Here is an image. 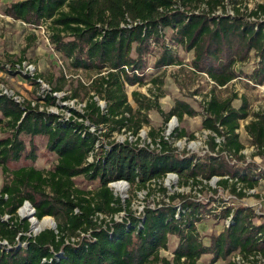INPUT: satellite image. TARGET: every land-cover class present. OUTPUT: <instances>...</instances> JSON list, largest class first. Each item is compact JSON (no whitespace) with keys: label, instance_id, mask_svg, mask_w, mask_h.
I'll return each mask as SVG.
<instances>
[{"label":"trees","instance_id":"trees-1","mask_svg":"<svg viewBox=\"0 0 264 264\" xmlns=\"http://www.w3.org/2000/svg\"><path fill=\"white\" fill-rule=\"evenodd\" d=\"M241 4L239 0H21L7 7L5 14L15 21L35 28L49 26L52 44L73 68L99 75L96 92L107 103V110L104 113L91 98L84 114L71 110V117L65 120L60 114L40 111L31 102L18 103L0 95V169L8 178L0 191V240L9 244L0 245V264H204L206 255L212 256L210 264L235 255L264 259V222H256L261 216L252 208L223 207L214 216L224 222L222 228L204 236L211 217L204 212L216 209L207 207L212 200L207 204L171 195L169 203L148 207L136 216L130 203L125 206L109 187L127 181L142 191L174 173L182 186L190 181L198 184L200 178L220 177L219 185L235 194L237 183L248 189L258 187L264 170L251 164L231 166L220 154L204 160L180 155L163 137L158 142L154 133V150L129 142L104 143L98 134L101 125L108 126L103 135L107 139L123 130L137 134L150 123L144 112L152 109L165 115V121L196 115L182 101L165 114L157 106L161 95L152 103L134 93L139 107L133 109L126 87L145 85L150 56L156 59L153 68L161 71L183 64L180 50L192 54L193 69L212 80L214 91L243 77L255 85L264 84V0L251 11ZM228 5L233 15L227 11ZM219 9L221 14H216ZM253 56L255 67L246 72L243 66ZM16 65L14 62L4 70L15 73ZM20 75L39 86L37 77ZM152 82L162 83L160 78ZM57 91L55 88L52 93ZM214 91L203 106L202 128L223 142L219 145L211 136L210 150L245 160L238 130L242 121L251 119L245 131L263 154L264 112L252 114L245 97L236 108L233 101L238 96L220 100ZM40 99L56 105L53 95ZM185 136V131L178 134L179 138ZM38 138L45 141L46 151L57 157L49 171L34 166L40 156ZM80 176L98 181V189L85 192L75 188L74 179ZM159 191L166 193L162 187ZM25 202L34 207L38 221L55 218L57 229L27 236L29 222L16 220ZM124 211L123 220L115 221L114 216ZM97 213L110 216L111 221L98 224ZM4 217L9 219L4 221ZM171 237L178 240L172 251ZM163 250L170 251L173 259L164 258Z\"/></svg>","mask_w":264,"mask_h":264},{"label":"rangeland","instance_id":"rangeland-1","mask_svg":"<svg viewBox=\"0 0 264 264\" xmlns=\"http://www.w3.org/2000/svg\"><path fill=\"white\" fill-rule=\"evenodd\" d=\"M21 0H0V84L4 88L11 92H14L23 103H33L35 107H39L40 111H47L54 114H60L63 119L68 120L72 113L71 110H75L84 114L86 112L87 104L91 98L97 102L101 110L106 113L107 103L101 99L96 92L95 83L99 79V75L96 72H87L84 70H77L72 67L71 62L64 58L54 47L51 42V29L49 26L33 27L25 25L23 22L15 21L11 17L5 14L7 7L13 3ZM242 7L253 10L257 4L263 0H239ZM228 12H233L231 5L227 6ZM222 10L216 11V14L221 13ZM180 57L183 59L181 66H173L165 68L161 71H156L153 66L155 63V57H148L150 71H146V83L145 85L127 86L126 92L128 100L133 109L136 111L139 107L136 99L133 97L134 93H139L141 96H146L154 103L156 95H161L157 106L165 114L169 113L177 101H182L189 104L196 115H185L183 120L174 116L168 121H165V115H163L158 109H152L144 112L150 121L149 124L142 126V129L137 134L133 131L123 130L121 133H115L110 139L104 138L103 135L108 132L107 125H101L98 129V134L101 135L102 142L115 141L117 143L129 142L137 144L139 147L150 146L151 150L155 149L153 144V138L151 133H154L157 137V141L160 137L165 138L180 155L194 156L196 159L204 160L207 156H220L224 157L227 162L233 166H246L248 164L257 166L259 171L264 170V153L260 154L258 149L255 148L250 141L248 134L244 129L239 130L240 139L245 145L243 154L245 160L239 161L236 158H230L228 153H221L216 150L212 152L209 147V141L211 136H215L216 143L222 144L223 139L212 134L210 131L202 128L203 122V106L211 96V93L215 89V84L205 74L196 72L192 65V54H187L180 50ZM257 59L254 57L251 61L244 65L243 68L246 72H250L251 65L254 64ZM14 62L18 65L32 64L36 71L35 75L41 79L43 83H39V86L32 85L28 82L20 72L7 73L4 69L10 68L14 65ZM16 65V66H17ZM255 67V65H254ZM17 69V67H16ZM241 69V68H239ZM160 78L162 83L156 85L152 82L153 79ZM58 88L60 91L52 93V90ZM2 90L0 89V92ZM215 95L220 100L233 98L238 96L233 101L234 107L241 105V97L248 99L250 104L251 113L264 112V93L248 79L244 77L232 82L228 87L217 88ZM53 95L56 98V105L50 106L40 99L44 95ZM64 98H68L65 100ZM145 104L148 103L144 98L139 97ZM139 118H143L144 115H138ZM251 119L248 120V123ZM89 125V123H87ZM247 123L241 122V126H246ZM91 131L96 132V127L91 126ZM181 131H185L187 136L179 138L178 134ZM2 134H5L4 132ZM37 143L40 145V156L34 166L39 170L49 171L56 165L57 157L55 154L49 153L45 149V141L38 138ZM21 166V165H20ZM8 178L6 174L0 169V191L3 185L7 182ZM75 188L85 191L94 192L98 189V181H91L84 176H80L74 179ZM207 181V183H205ZM217 178L205 180L200 178L198 184H192L182 186L180 184L179 177L175 175H169L166 179L158 182V184H152L149 189L142 191L137 190L131 185H128L123 191H117L112 188L114 196L119 199H123L124 205L127 203L131 205V211L138 212V209L145 206L146 208H154L157 205L168 202V196L181 194L187 198L197 201L198 194L201 195V203L209 204L212 200V204L207 206H216V209L205 210V215H211L207 220L208 227L204 231V236H209L218 232L219 228H222L224 222L217 221L215 215L222 212L223 207L236 208L238 206H244L252 208L256 213L261 216L256 222H264V178L260 180L259 186L256 187V192L252 195L243 193L241 197L237 193L233 194L231 188H224L219 185ZM230 184H234L230 181ZM158 185V186H157ZM161 185V186H159ZM122 187V185L120 186ZM159 187L166 189V193L159 191ZM238 188V186H237ZM246 188V187H245ZM199 198V199H200ZM177 202V201H176ZM26 209V210H24ZM24 210V211H23ZM210 212H215L210 214ZM75 213H79L76 209ZM110 216L102 213H97L95 220L98 224L102 221L107 222L110 220ZM8 217H4L3 220H8ZM17 221H28L30 224V231L27 233L29 237H35L46 229H57V222L53 217H45L42 221H38L35 216V209L29 203H25L18 211ZM49 220L53 223L52 226L41 228V230L34 231V222L43 223ZM178 240L175 237L170 238L169 250L172 251ZM208 242V240H206ZM168 250H163L161 255L168 260H172V253ZM240 256V261H237V257ZM202 259L204 264H210L212 256L206 255ZM230 262H236L237 264H264V259H250L246 260L241 255H235L228 260H221L216 264H230Z\"/></svg>","mask_w":264,"mask_h":264},{"label":"built area","instance_id":"built-area-1","mask_svg":"<svg viewBox=\"0 0 264 264\" xmlns=\"http://www.w3.org/2000/svg\"><path fill=\"white\" fill-rule=\"evenodd\" d=\"M233 11V10H232ZM250 11H251V9H250ZM230 15H233L234 14V12H228ZM219 14H221V13H219ZM263 21H264V17H263V19H262ZM25 24V23H24ZM26 25V24H25ZM41 27H43V26H41ZM17 69L15 68V70L16 71H18V72H20L21 74H23V75H29L30 77H36V75H35V71H36V69H35V67L32 65V64H18L17 66ZM37 82H39V83H43L44 84V82L41 80V79H37ZM260 90H261V92L262 93H264V84H262V85H256ZM0 89L2 90L1 92H0V95H6V96H8V97H10V98H13L16 102H18V103H23L22 102V100L18 97V96H16L15 94H14V92H11V91H9L8 89H6V88H4V86L3 85H1L0 84ZM32 105L34 106L35 104H33L32 103ZM243 123H247L248 124V120L247 121H242ZM244 127L245 126H241V128H243L244 129ZM240 128V129H241ZM239 129V130H240ZM239 130H238V132H239ZM165 139V138H164ZM166 140V139H165ZM160 141V140H159ZM158 141V142H159ZM243 153V152H242ZM228 157H230V158H233L231 155L230 156H227V158ZM169 175H175L174 173H170V174H168L167 176H166V178L167 177H169ZM177 175V174H176ZM178 176V175H177ZM166 178H164V179H166ZM213 178H217V180H221L222 178H220V177H213ZM212 178V179H213ZM224 179H228V177H224ZM230 181H233V180H230ZM237 181V180H236ZM205 183H207V181L205 182ZM117 185H122L123 187H117ZM128 185H130L127 181H117V182H113V183H110L109 184V187L111 188V190H112V188H114V189H116L117 191H123V189H125ZM237 186H238V188H237V190H238V192H243V193H245V194H247V195H252L253 193H255L256 192V188H254V189H248V188H245L242 184H240V183H237ZM198 196V199H196L197 201H201L202 199L200 198L201 197V195L200 194H198L197 195ZM200 198V199H199ZM121 201H122V203H124V201H123V199L121 198ZM168 202H169V197H168ZM146 209V207L145 206H143V207H141V208H139L138 209V212H134V215H136V216H140V215H142L143 214V212H144V210ZM126 216V211H124V212H121V213H119V214H117V215H115L114 216V220L115 221H122L123 220V218ZM111 221V218H110V220H108L107 222H110ZM225 224H226V226L229 224V220H226V222H225ZM82 236H85V234H82ZM0 245H2V246H9V244H8V242L6 241V240H0ZM237 261H240V259H241V257L240 256H238L237 258ZM250 259H260V260H262L263 258L261 257V256H256V257H251Z\"/></svg>","mask_w":264,"mask_h":264},{"label":"bare ground","instance_id":"bare-ground-1","mask_svg":"<svg viewBox=\"0 0 264 264\" xmlns=\"http://www.w3.org/2000/svg\"><path fill=\"white\" fill-rule=\"evenodd\" d=\"M120 186L121 185H117V187H120ZM24 210H26V209H24ZM52 225H53V223L51 221H49V220H46L43 223H39V222L36 221V222H34L33 230L38 232L39 230H41V228L47 227V226H52Z\"/></svg>","mask_w":264,"mask_h":264},{"label":"crops","instance_id":"crops-1","mask_svg":"<svg viewBox=\"0 0 264 264\" xmlns=\"http://www.w3.org/2000/svg\"><path fill=\"white\" fill-rule=\"evenodd\" d=\"M253 58H254V56H253ZM254 65H255V63L251 65V67H250V68H251V70H253V69H254ZM202 259H204V258H202ZM202 261H203V260H202Z\"/></svg>","mask_w":264,"mask_h":264},{"label":"water","instance_id":"water-1","mask_svg":"<svg viewBox=\"0 0 264 264\" xmlns=\"http://www.w3.org/2000/svg\"><path fill=\"white\" fill-rule=\"evenodd\" d=\"M25 203H27V202H25Z\"/></svg>","mask_w":264,"mask_h":264}]
</instances>
